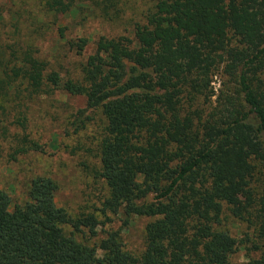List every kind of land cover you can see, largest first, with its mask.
I'll return each instance as SVG.
<instances>
[{
  "label": "trees",
  "instance_id": "obj_1",
  "mask_svg": "<svg viewBox=\"0 0 264 264\" xmlns=\"http://www.w3.org/2000/svg\"><path fill=\"white\" fill-rule=\"evenodd\" d=\"M81 2L43 6L81 14ZM149 3L132 38H97L78 79L30 53L0 65V107L60 89L100 110L101 210L152 218L143 250L127 251L115 230L79 241L75 234L96 235L100 221L68 214L55 202V181L38 175L22 205L12 207L0 188V264H231L228 214L252 229L246 241L257 257L248 264H264V0ZM88 43L70 46L82 54ZM218 63L226 81L214 96Z\"/></svg>",
  "mask_w": 264,
  "mask_h": 264
},
{
  "label": "rangeland",
  "instance_id": "obj_2",
  "mask_svg": "<svg viewBox=\"0 0 264 264\" xmlns=\"http://www.w3.org/2000/svg\"><path fill=\"white\" fill-rule=\"evenodd\" d=\"M107 1L85 0L81 2V14L76 11L62 15L48 12L44 0H0V65L12 52L18 58L30 53L44 61L47 70L59 72L63 79L80 78L81 65L94 51L97 38L120 35L132 38L133 28L143 23L150 6L149 0ZM80 37L89 39L82 54L70 46ZM225 81L223 63H218L209 86L214 96ZM3 106L0 107V188L10 195L12 207L26 202L33 177L48 176L57 185L55 202L59 207L73 217L93 213L100 221L96 235L86 230L75 234L79 241L94 244L103 238L105 231L115 230L120 232L127 251L140 254L145 226L153 219L126 217L121 212L103 214L101 210L108 188L96 175L97 144L103 126L100 110L89 108L84 97L60 89L32 99L19 96L14 104ZM223 228L235 243L229 257L231 264H248L257 257L249 250L246 239L252 240V229L245 223L228 214Z\"/></svg>",
  "mask_w": 264,
  "mask_h": 264
}]
</instances>
